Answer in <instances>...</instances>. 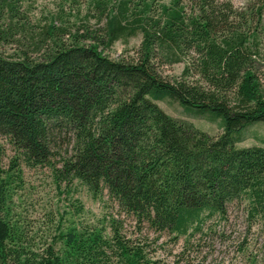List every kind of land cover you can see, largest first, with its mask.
Wrapping results in <instances>:
<instances>
[{
    "label": "trees",
    "instance_id": "obj_1",
    "mask_svg": "<svg viewBox=\"0 0 264 264\" xmlns=\"http://www.w3.org/2000/svg\"><path fill=\"white\" fill-rule=\"evenodd\" d=\"M82 1L58 0L54 15L37 20L34 0H0V137L14 152L4 168L0 143V264H163L114 219L110 237L83 226L36 248L14 221L13 186L20 164L54 167L56 158L61 179L95 197L106 192L174 242L201 233L205 219L224 217L234 201L246 202L249 221L264 223V147L236 146L264 126L256 71L264 0L242 8L231 0ZM138 35L133 58L104 54ZM7 46L13 53L4 55ZM177 64L180 76H162L160 68ZM163 101L219 122L222 133L171 117Z\"/></svg>",
    "mask_w": 264,
    "mask_h": 264
},
{
    "label": "rangeland",
    "instance_id": "obj_2",
    "mask_svg": "<svg viewBox=\"0 0 264 264\" xmlns=\"http://www.w3.org/2000/svg\"><path fill=\"white\" fill-rule=\"evenodd\" d=\"M155 1L167 4L171 0ZM231 2L235 8H242L248 0ZM57 3L58 0H34L30 14L37 20L47 18L55 14ZM74 20L71 18L70 22ZM140 40L141 35H138L125 43L117 42L104 54L111 60H129L135 56ZM1 52L4 55L12 54L13 48L7 46ZM256 63V71L264 85V39ZM182 69L183 66L177 64L162 67L160 72L162 76L178 77ZM157 105L171 117L187 120L211 137L222 133L220 123L207 116L186 114L177 104L169 101L157 102ZM0 143L4 147L2 164L7 168L14 152L3 137H0ZM236 146L264 147V126L256 125L246 130L236 139ZM65 151L63 146L59 151L60 157L65 156ZM59 167V158L54 160V167L28 168L20 164L21 181L18 187L16 184L13 186L11 201L14 221L28 230L36 242V248L49 244L58 231L83 226L104 229L103 234L110 237L109 222L114 219L121 225V234L126 239L147 242L150 249H156L154 259L163 264H177L180 257L183 262L179 264H264V223L261 220L249 221L246 202L229 203L224 217L207 218L201 233L180 237L174 242L167 233H154L146 222L137 223L135 217L125 214L118 202L106 192L95 197L78 181L61 179L55 172Z\"/></svg>",
    "mask_w": 264,
    "mask_h": 264
}]
</instances>
